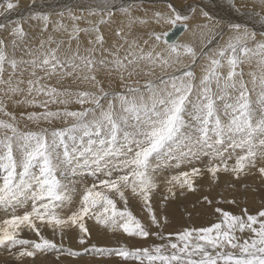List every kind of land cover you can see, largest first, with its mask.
I'll return each mask as SVG.
<instances>
[{
  "label": "snow or ice",
  "instance_id": "6c2138e0",
  "mask_svg": "<svg viewBox=\"0 0 264 264\" xmlns=\"http://www.w3.org/2000/svg\"><path fill=\"white\" fill-rule=\"evenodd\" d=\"M258 6L264 22V0ZM31 7L29 19L42 21L45 32L53 25L67 40L50 35L25 46L23 18L0 22V31L8 33L0 39V249L15 264L52 251L73 258L114 256L121 264H264V202L239 214L217 206L209 226L175 232L165 231L169 218L162 214L170 199L198 191L205 174L212 184L224 174L237 182L252 176L264 185V33L258 37L247 25L230 24L234 35L211 48L213 26L204 23L196 26L207 30L197 50L170 40L168 32L131 36L133 25L148 23L133 15V4L80 0L56 13L54 22L37 0ZM18 11V2L0 0V16ZM117 11L128 19L129 31L117 29L120 43L106 47L102 26ZM149 19L187 30L190 16L169 0ZM253 61L260 72L245 79L243 65ZM100 69L119 82L117 88H105ZM161 184L158 211L153 196ZM129 194L141 201L147 222L129 207ZM202 200L213 204L207 195ZM226 202L239 207L235 199ZM89 220L153 242L90 245ZM70 233L79 250L65 247Z\"/></svg>",
  "mask_w": 264,
  "mask_h": 264
},
{
  "label": "rangeland",
  "instance_id": "374dc122",
  "mask_svg": "<svg viewBox=\"0 0 264 264\" xmlns=\"http://www.w3.org/2000/svg\"><path fill=\"white\" fill-rule=\"evenodd\" d=\"M16 1H18V0H14V2H16ZM116 1H117V4H125V5L127 3L133 4L134 5L133 15L135 17H138L140 15H144V9L140 3H143V4L160 3V6L165 7L164 4L169 2V0H161L160 2L155 1V0H134V1H132V0H130V1L129 0H127V1L126 0H120V1L116 0ZM195 1H197L199 3L205 2V0H195ZM226 1L227 0H223V3L224 2L225 3H224V5H221V6H223L224 8L225 7L229 8V9H227L229 12L232 10V14L230 12L232 17H229V16L228 17L229 18L234 17L232 19V23H229L226 26H228L230 24H234L235 22L241 24L240 21L236 20V17L242 11V9L240 10L238 5L236 4L237 1L236 0H231V1L228 0L229 2H232L233 5H234V3L236 4L234 8L232 7V5L230 6L229 3H227ZM171 2H172V0H171ZM190 2H191V0H185L179 4L178 3L175 4V2H172V3L175 5V7L177 9H179V10L182 9L181 11H184L183 12L184 14L188 13L187 15H189V12H192V11L191 10L188 11V10H186V8L188 7L187 5L190 4ZM18 4L20 7H22L21 10H24V11L27 10V11L26 12L23 11L16 16L11 15L12 13L10 15H7L4 17L0 16L1 17L0 22L11 25L16 21L20 22L21 18H23L22 19V23H24L23 27H24V30L26 31V33L28 34L26 46H38L41 39H47V37L50 35L53 36L54 39H57V40H60V39L67 40V33L54 32L53 31V25H50L51 27L49 26L48 30L45 32V31H43V22L42 21L36 22V20L33 21L31 19L30 20L28 19L29 14L32 11H34L31 7L32 0H31V2L29 1L26 4L22 0ZM77 4H78V0H60L58 3L56 1V2H53L51 4H47L46 0H45V1H42L41 3H38L39 7L41 9H43L44 11L54 12V13H52V17L56 16L57 18H54L55 20L58 19V16L56 15V13H58L61 10L66 9V8L74 7ZM43 6H44V8H43ZM177 6H179V7H177ZM47 9H52L53 11H48ZM54 9H55V11H54ZM238 9L240 11H238ZM186 11H188V12H186ZM13 13H15V12H13ZM116 13H120V12L117 11ZM256 14H258V13L256 12ZM227 15H228V13H227ZM25 19H26V21H25ZM52 20H53V18H52ZM214 20L212 19L211 21H209V24H212V23L217 24L218 23V22L216 23ZM253 20H255V25L257 26L256 19H253ZM65 21L67 23L70 22L67 20H65ZM112 21H111V24L109 23L108 25L107 24L106 25L107 26H117V24L115 23V25H114L113 24L114 21H113V23H112ZM33 22H36V23L40 22L41 23V24H39L37 32H34L35 31L34 28L28 27V26H31L30 24H32ZM27 23H28V25H27ZM186 23L187 24L189 23L188 25H190L191 22H186ZM81 26L84 27L85 25L83 24ZM135 26H139L138 23L135 24ZM162 26H164V27H163V29L161 28L160 33H164V31H166V29L170 25L169 24H163ZM217 26H219V24H217ZM125 28L128 32L129 28L127 26ZM113 29H116V27H112L110 29V31ZM253 29L252 30L250 29V30L253 31ZM131 30H130L131 33H133V34L135 33L133 35V37L142 36L144 38H147V35L150 33V32H148L150 29L146 30V27H141V26L136 31H134L133 28H131ZM212 30H214V29H212ZM150 31H156V30L151 29ZM156 32H159V31H156ZM259 32L261 33V31L258 30V33ZM258 33H257V35H258ZM262 33H264V31H262ZM103 35H104V33H103ZM0 39H8V33L0 31ZM117 41H119V40H117ZM226 41H228V40H226ZM226 41H225V43H224V41L222 42L223 45L227 43ZM108 42H109V40L106 41L105 46L108 44ZM113 43H115V41H113ZM65 47H67V45H65ZM185 63H188V61ZM243 69H244V72L246 74L245 79H250V77L247 76V73H249V72H256L257 74H259V72H260V69L257 67L255 61H253L251 64L245 63L243 65ZM200 71H201V67H200ZM158 74L160 75L159 69H157V71H156V76H159ZM196 74L199 76L197 71H196ZM97 77L98 78L101 77V79H103L102 81H103L105 88H108V87L117 88L118 87L119 82L111 79L108 76V74L106 73V71H100V72L98 71ZM140 80H141V83L144 82L143 77H141ZM68 83H71V81H69ZM77 85L80 88H88L89 87V85L87 83H82V84L77 83ZM70 107L75 108L78 106L71 105ZM20 110H23V109H20ZM28 110H31V109H28ZM54 123L56 126H62L61 121H55ZM22 124H23V121H22ZM164 175L167 176L168 173H165ZM196 183H197L198 191L186 193L183 197L177 196L175 199H170L166 203V205L163 206L162 214L167 215L169 218L168 226L165 229L166 232H175L177 230L182 229L185 226H195V227L209 226L211 223H213L217 220V216L214 212V209L217 206L223 207L226 210H230L233 213L239 214L240 209L243 207H248L249 210H255L256 208L261 206L262 202H264V185H261L260 182L255 177H252V176H249L246 180H241V181L237 182V181H233L232 177H230V176L227 177V175L224 176V174H220L219 182L216 184H212L210 182L209 175L205 174L203 177L198 179ZM230 183H234L235 187H231ZM245 183H247L250 186L247 191H245L244 188L242 187V185ZM161 185L163 186V184H161ZM162 186H161L162 189L160 190V192L156 193L153 196V206L155 208H157L158 211L161 208L162 193L164 191V187H162ZM253 188L260 189V191L253 192L252 191ZM159 195H160V197H159ZM205 195H207L209 197V199L213 201V204L211 206L208 205L207 203L203 202L202 197ZM159 198H161V199H159ZM233 199H235L238 202L239 207H236V206L231 205V204L226 202V201L233 200ZM218 200H223V201H225V203L218 205L216 203V201H218ZM140 203H141V201L138 198H133L129 194V207L131 208L132 211L133 210L135 211V212L133 211L135 215H137L139 218H141L142 220L147 222L146 216L144 215V213L140 209L141 208ZM137 204L140 206H138ZM121 206H122V203H121ZM137 211H139V212H137ZM2 215H3V213L0 212V216H2ZM92 222H95V221L94 220L88 221V227L91 230L90 245L95 244L98 247H117L120 245H127L129 247H141V246H147L153 242L151 240L145 241V240H141L138 238H129L126 236V234H122L119 231L112 233V231L107 230L103 225H99L100 227L98 225H94L92 227L91 226ZM174 222H175V225H174ZM94 227L96 229L98 228L99 230L97 229V231H95ZM22 235L25 238L31 237V234L28 232H24V233H22ZM46 235H48L49 238H51V232L50 231H46ZM64 244H65V247H72L73 249H76V250H79L81 248V246L78 244V242L74 238V233H70V238L66 239L64 241ZM58 255H59V259H57ZM117 258L118 257L100 256V255H96V254H92V253H88V254L83 255L81 257L73 258V257L67 256L66 254H58L57 252L52 251V252H49L46 254H40L37 257H35L34 259H31V258L27 259L24 261V264H114V262L117 260ZM0 264H15V261H14V258L11 255H9L8 252L0 249Z\"/></svg>",
  "mask_w": 264,
  "mask_h": 264
},
{
  "label": "bare ground",
  "instance_id": "6f19581e",
  "mask_svg": "<svg viewBox=\"0 0 264 264\" xmlns=\"http://www.w3.org/2000/svg\"><path fill=\"white\" fill-rule=\"evenodd\" d=\"M22 0H18L16 2H21ZM31 2V0H23V2L26 4L28 2ZM42 1H45V0H37V3H41ZM57 3L60 1V0H46V3L47 4H51L53 2H56ZM120 1V0H119ZM127 1V0H126ZM130 1V0H129ZM134 1V0H132ZM155 1H161V0H155ZM182 1H185V0H172V2H175V4H179V3H182ZM231 1V0H230ZM237 1V5L238 7L240 8V10L242 9V11L240 12V14L236 17V20L237 21H240L241 25H247V27H249V31H251L253 28V31L256 33H258V30L261 31H264V22L261 21V19L258 18L257 13H260V8H259V0H236ZM80 2V0H78V3ZM125 2V1H124ZM154 2V1H153ZM189 2V1H188ZM227 3H229V5L234 8L235 7V3L233 5L232 2H229L228 0L226 1ZM117 3V1H116ZM133 3V2H132ZM146 3V2H145ZM166 3V2H165ZM225 3V2H224ZM223 3V0H205L204 3H199L195 0H191L190 4L187 5L188 7L186 8V10H191L193 7H195L197 9V11L195 13L193 12H189V16H190V19L187 21V22H191L188 29L187 30H183L174 40L179 42V43H186V44H190L192 46H194L197 50H199L201 48V46L206 42L205 40H202L201 38V34L202 32H206L207 30H204V29H201V28H197L196 26L197 25H202L204 23H209V21H206L203 16L201 15V12H207L209 14V17H211L217 24H219V26H217V24L215 23H212L210 25H212V30L211 31V34L215 36V41L214 43L210 46L211 48H218L219 46H223V41L225 43L226 40H229V38L234 35V33L232 32V30L226 26L227 24L229 23H232V19L234 18H229V17H232V10L230 12L227 10L229 8H224L223 6L221 5H224ZM24 4V5H25ZM127 4H131V3H127ZM141 6L143 7L144 9V15H140L138 16L139 18L141 19H146L148 20V23L146 24H139V26H135L133 25V30L136 31L137 29L141 27H146V30L148 29H152V30H156V31H159L161 32V28L163 29L164 26L162 25H156L154 23V21L150 20L149 18L151 17L152 13L159 10V9H162L164 7L160 6V3H153V4H150V3H147V4H143V3H140ZM159 4V5H158ZM46 5V4H45ZM60 5V4H59ZM74 5V4H73ZM166 4H164L165 6ZM180 6V5H179ZM177 6V7H179ZM25 7V6H24ZM237 7V8H238ZM22 7L19 6V9L20 11L18 12H15V13H12L11 15H18L19 13L23 12L24 10H21ZM44 8V6H43ZM232 8V9H233ZM64 9V8H63ZM48 11H53L52 9H47ZM61 10V9H60ZM182 10V9H181ZM236 10V9H235ZM238 9V11H240ZM27 11V10H26ZM24 11V12H26ZM55 11V9H54ZM58 11V10H57ZM186 11V12H188ZM222 11V12H221ZM184 12V11H182ZM51 13H54V12H51ZM228 13V15H227ZM234 13V12H233ZM188 14V13H187ZM10 15V14H9ZM21 15V14H20ZM229 16V17H228ZM1 17H4V16H1ZM0 17V18H1ZM53 18V22L55 21L54 18H57L56 16L55 17H52ZM229 18V19H228ZM3 19V18H2ZM29 19V18H28ZM211 19V20H212ZM253 19H256V22H257V26L255 25V20ZM14 20V19H13ZM30 20V19H29ZM28 20V21H29ZM114 23H113V21ZM112 23L115 25V23L117 24V26H107V25H104L102 26V33H104V37L106 39V41L109 40L108 44L106 45V47H109L112 45L113 41H115V43H120V40L119 38L116 36V30L117 29H123L125 32H127L126 30V26L128 25V19L123 15V14H120V13H116L112 19ZM26 21V19H25ZM34 21V20H33ZM68 21V20H67ZM17 22V21H16ZM37 22V21H36ZM36 22H33L32 24H30L31 26H28V27H32L35 29L34 32H37L38 31V27H39V24H41L40 22L36 23ZM65 23H67L65 21ZM71 22H68V24H70ZM236 23V22H235ZM24 24V23H23ZM111 24V22H110ZM189 24V23H188ZM28 25V23H27ZM83 25V23L81 24ZM119 25V26H118ZM51 27V26H50ZM82 27V26H81ZM112 27H116V29H113L110 31V29ZM139 27V28H138ZM150 27V28H149ZM172 28L171 25L166 29V31L164 32H167L168 29ZM251 29V30H250ZM148 31V32H151V31ZM132 31V30H131ZM33 32V33H34ZM138 32V31H137ZM136 32V33H137ZM145 32V31H144ZM39 33V32H38ZM37 33V34H38ZM44 33V32H43ZM52 33V32H51ZM217 33H219V35H216ZM135 34V33H134ZM133 33H131V36L134 35ZM259 34L260 32L258 33V37H259ZM66 35V34H65ZM229 37V38H228ZM34 40V39H33ZM37 40V39H36ZM119 40V41H117ZM117 41V42H116ZM30 42V41H29ZM227 42V41H226ZM30 44V43H29ZM26 46V45H25ZM218 46V47H217ZM75 47V44H73V48ZM21 55V52L18 50L17 51V56ZM187 62V61H185ZM202 63H204L203 61H199L198 64H197V67L195 68V72L197 71V73L200 75L201 74V71H200V67L202 65ZM100 71H105L103 69H100ZM98 75V73H97ZM159 75V74H158ZM100 76V75H99ZM98 78V77H97ZM98 79H101L98 78ZM103 80V79H101ZM79 83V82H77ZM114 85V84H113ZM75 86H78V85H75ZM24 110V109H23ZM225 176V175H224ZM228 177V176H227ZM222 179V178H221ZM162 186V185H161ZM163 187V186H162ZM162 189V188H161ZM158 196V195H157ZM160 197V195H159ZM161 199V198H159ZM134 200V199H133ZM162 200V199H161ZM135 201V200H134ZM138 203V202H137ZM135 204V203H134ZM133 204V205H134ZM141 204V203H140ZM138 205V204H137ZM135 206V205H134ZM140 206V205H138ZM137 206V207H138ZM135 208V207H134ZM141 209V208H140ZM137 210V209H136ZM139 210V209H138ZM134 211V210H133ZM135 212V211H134ZM139 212V211H137ZM93 223V224H92ZM91 223V226L93 227L94 225H98L96 222H92ZM171 223V222H170ZM174 225H175V222H174ZM97 226V227H98ZM100 227V226H99ZM95 228V227H94ZM169 228V227H168ZM98 229V228H97ZM97 229L95 228V231H97ZM101 229V228H100ZM99 230V229H98ZM102 230V229H101ZM113 233V232H112ZM126 237V236H125ZM129 239V238H128ZM114 257V256H112ZM114 264H121V261H120V258H117V260L114 262ZM129 264H131V262H129Z\"/></svg>",
  "mask_w": 264,
  "mask_h": 264
},
{
  "label": "water",
  "instance_id": "95a60500",
  "mask_svg": "<svg viewBox=\"0 0 264 264\" xmlns=\"http://www.w3.org/2000/svg\"><path fill=\"white\" fill-rule=\"evenodd\" d=\"M184 29L183 28H177L173 30L170 28L167 32L169 33V39L174 40Z\"/></svg>",
  "mask_w": 264,
  "mask_h": 264
}]
</instances>
